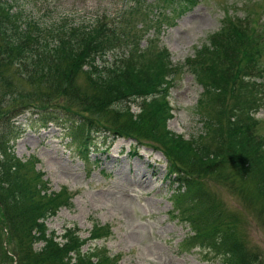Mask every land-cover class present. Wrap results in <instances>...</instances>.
Segmentation results:
<instances>
[{"label": "rangeland", "instance_id": "374dc122", "mask_svg": "<svg viewBox=\"0 0 264 264\" xmlns=\"http://www.w3.org/2000/svg\"><path fill=\"white\" fill-rule=\"evenodd\" d=\"M19 3L27 18L49 26L64 21L89 23L98 17L117 21L123 14L120 11L131 7L133 1L19 0ZM178 3L177 9L183 4L181 0ZM152 10L143 6L134 17L132 13L126 14L128 18L133 17L134 30L140 35L134 46L144 54L140 63L150 60L155 63L157 52L169 50L164 57L178 65V71L173 66L168 84L166 100L174 112L168 127L187 138L197 137L219 122L227 130L230 113L224 109L232 105L230 97L226 95L223 101L206 97L203 84L188 66L193 68L195 63L188 59L200 48L210 45L211 36L227 25L229 15L254 36L253 41H258L252 44H264V0H196L182 12L178 10V15L167 7L161 13ZM125 48H117L98 63L113 62L114 52L125 54ZM245 51H249L247 46ZM259 59L262 71L245 76V80L255 79L261 88L259 108L250 111L251 119L247 121L264 145V52ZM81 82L84 83V78ZM4 87H0V95ZM253 94L254 98L256 91ZM67 99L71 106L77 102L73 96ZM140 101L141 98L124 101L125 109L130 107V112L139 114ZM21 102L18 98L12 105ZM119 106L114 105L109 112L98 115L88 113L100 119L94 122L101 131L92 132V138L86 143H82L84 139L78 136L81 130L72 119L51 121L45 126L32 107L13 119L18 127L15 137L13 134L6 137L8 143L11 141L10 153L23 160L34 159L36 170L44 173L49 191L66 187L74 196L70 207H62L46 220L49 231L61 234L66 227L76 226L83 238L88 237L83 250L104 245L110 254L120 257V264H227L228 255L223 254L225 245H219L220 251L184 245L194 232L174 209L172 192L177 183L168 175L171 172L192 174L210 194L211 200L204 203H214L207 222L211 228L219 229L218 242L222 243L225 237L237 238L243 252L256 260L255 264H264V173L247 166L245 159L235 163L230 154L218 159V167L216 164L191 165L148 134L138 136L137 132L130 135L132 132L123 131L126 135H117L114 127L128 129L126 118H131L127 111L113 112ZM17 109L25 110L23 106ZM260 154L264 157V152ZM0 158L5 159L3 154ZM96 225L104 226L110 234L102 240L89 237ZM8 235L1 234L0 264H17L13 252L16 242L9 240ZM43 244L35 242L33 248L39 251Z\"/></svg>", "mask_w": 264, "mask_h": 264}, {"label": "trees", "instance_id": "16d2710c", "mask_svg": "<svg viewBox=\"0 0 264 264\" xmlns=\"http://www.w3.org/2000/svg\"><path fill=\"white\" fill-rule=\"evenodd\" d=\"M132 1L131 7L120 11L123 14L117 21L98 17L89 23L64 21L42 26L24 15L19 0H0V87L5 86L0 95V157L2 154L5 157L0 158V256L1 234L8 233L9 240L16 242L13 252L17 264H119L105 247L83 250L87 240L78 234L76 227H66L60 236L49 231L46 220L60 207L69 206L72 194L67 189L48 192L47 182L43 173L36 170L34 160H23L10 153L11 141L8 143L6 137L11 134L15 137L18 127L13 119L28 107L40 114L38 120L45 126L51 121L72 119L81 130L78 136L84 139L82 143H86L92 132L101 131L94 122L100 119L88 113L98 115L120 105L113 112L127 111L131 118H126L128 129L113 126L117 135H126L123 131L132 132L130 135L137 132L138 136L148 134L191 165L218 167V159L230 154L235 163L245 159L247 166L263 175L262 143L247 121L251 119L250 111L257 107L253 98L256 86L255 81L245 80V75L262 69L259 58L264 44H252L258 41H253L254 36L229 15L227 25L211 36L210 45L188 59L195 63L192 69L206 95L219 101L227 95L232 105L224 109L230 113L227 130L219 122L197 137L187 139L168 128L173 114L161 88L165 90L168 83L165 77L173 72L169 58L164 57L169 52H157L155 63L151 60L140 63L144 54L134 47L140 35L134 30L133 17L143 6L153 9V13L171 8L170 12L178 15V10L182 12L196 0H181L179 9L180 0ZM126 13H132L133 17L128 18ZM124 46L128 49L126 54L116 55L109 64L98 63L100 58ZM70 96L77 101L72 106L67 99ZM18 98L22 102L13 106L12 102ZM133 98H141L138 104L141 112L136 115L124 105V101ZM20 106L25 108L23 112L17 109ZM233 150L237 152L235 156ZM171 179L177 183L172 192L174 209L194 232L184 245L215 251H220L219 245H225L223 254L228 255L227 264H255L256 260L243 252L237 238L225 237L222 243L218 242L219 229L211 228L207 222L214 203H204L211 198L202 184L192 174L178 173ZM104 228L96 225L91 238L110 234ZM40 241L44 244L36 251L33 245Z\"/></svg>", "mask_w": 264, "mask_h": 264}]
</instances>
